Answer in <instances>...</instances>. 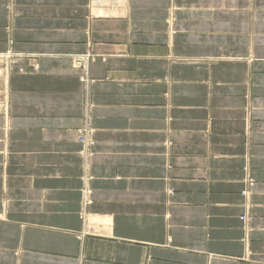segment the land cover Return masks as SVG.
Segmentation results:
<instances>
[{
  "label": "crops",
  "instance_id": "1",
  "mask_svg": "<svg viewBox=\"0 0 264 264\" xmlns=\"http://www.w3.org/2000/svg\"><path fill=\"white\" fill-rule=\"evenodd\" d=\"M0 264H264V0H0Z\"/></svg>",
  "mask_w": 264,
  "mask_h": 264
},
{
  "label": "rangeland",
  "instance_id": "2",
  "mask_svg": "<svg viewBox=\"0 0 264 264\" xmlns=\"http://www.w3.org/2000/svg\"><path fill=\"white\" fill-rule=\"evenodd\" d=\"M85 58H88V57H86L85 56ZM84 58V59H85ZM82 62V61H81ZM81 62H78V61H75V63H74V67L75 68H77V69H79L80 68V65H81ZM84 68V65H83V67L81 68V69H83ZM86 108L87 109H89V105H86ZM80 134H81V136H83L84 135V138H85V140H88V137H89V134H91V130H90V128H89V126H88V124H86L84 127H82V129H80L79 131H78V141L79 142H81L80 140ZM89 145L90 144H88V146H87V148L89 147ZM91 154V153H90ZM250 183V186H251V184H252V182L250 181L249 182ZM243 195H245V197H246V199H247V195H248V192H246V194H243ZM86 204V203H85ZM249 211V210H248ZM248 211L247 212H245V218H246V220L248 219V217H249V213H248ZM243 217V216H242Z\"/></svg>",
  "mask_w": 264,
  "mask_h": 264
},
{
  "label": "bare ground",
  "instance_id": "3",
  "mask_svg": "<svg viewBox=\"0 0 264 264\" xmlns=\"http://www.w3.org/2000/svg\"><path fill=\"white\" fill-rule=\"evenodd\" d=\"M81 61V59H79L78 60V62H80ZM79 143V142H78ZM88 144H90V141L89 140H87L86 142H82V143H80V145L83 147V150H82V155H83V157H85V159L87 158V157H90L91 156V154L89 153V150H88V148H87V146H88ZM91 145V144H90ZM85 161V160H84ZM86 162V161H85ZM87 191H82V193L85 195V193H86ZM85 196H87V195H85Z\"/></svg>",
  "mask_w": 264,
  "mask_h": 264
},
{
  "label": "built area",
  "instance_id": "4",
  "mask_svg": "<svg viewBox=\"0 0 264 264\" xmlns=\"http://www.w3.org/2000/svg\"><path fill=\"white\" fill-rule=\"evenodd\" d=\"M80 136H81V134H80ZM80 139H81V140H80L81 142L78 141L79 143H82V142H86V141H87V140H85L84 135L81 136ZM88 140H89V138H88ZM240 219H241L242 221L246 220L245 216L241 217Z\"/></svg>",
  "mask_w": 264,
  "mask_h": 264
}]
</instances>
